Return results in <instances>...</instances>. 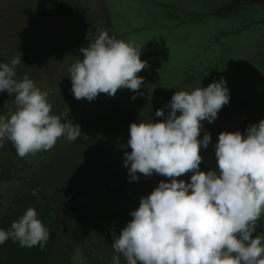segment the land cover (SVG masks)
I'll return each mask as SVG.
<instances>
[{
  "label": "rangeland",
  "instance_id": "obj_1",
  "mask_svg": "<svg viewBox=\"0 0 264 264\" xmlns=\"http://www.w3.org/2000/svg\"><path fill=\"white\" fill-rule=\"evenodd\" d=\"M106 5L105 9L103 0H0V62L21 54L16 78L27 75L49 92L52 105L74 96L69 69L82 60L81 48L94 42L102 30L116 39L124 35V41L142 48L141 60L148 62L137 74L144 83L136 92L118 89L115 96L101 93L91 102L84 98L76 105L90 111L98 105L102 112L110 110L111 104L134 110L145 99L156 111L170 103L176 92L173 85L188 78V70L197 72L193 77L206 78L202 87L223 78L230 101L214 122H203L199 137L210 133L211 142L200 154L202 164L216 167L219 134L244 133L264 119V23L252 29L246 26L264 18V0H106ZM106 10L111 15L108 21ZM204 67L203 76L199 70ZM212 70L216 73L210 74ZM15 111L14 96L0 93V114ZM101 128L106 136H115L107 126ZM65 140L62 136L54 147ZM128 140L93 141L53 151L33 169L15 199L12 193L20 183L7 177L24 171L25 166L4 162L0 222L3 213L7 216L1 228L10 230L13 221L33 208L49 229V239L43 248L20 247L7 240L0 245V264H113L112 257H120L112 247L113 233L121 230L118 215L130 216L142 197L161 180H170L159 174H138V181H130L124 166L125 153L131 151ZM45 152L30 157L26 164L43 158ZM190 176L177 179L189 181Z\"/></svg>",
  "mask_w": 264,
  "mask_h": 264
},
{
  "label": "clouds",
  "instance_id": "obj_2",
  "mask_svg": "<svg viewBox=\"0 0 264 264\" xmlns=\"http://www.w3.org/2000/svg\"><path fill=\"white\" fill-rule=\"evenodd\" d=\"M133 42L110 37L106 30L80 49L82 60L69 69L71 92L89 102L99 94L115 96L118 89L136 92L144 83L138 76L148 66ZM21 54L0 62V93L14 96L16 111L0 114V147L5 141L19 157L52 149L62 136L75 142L78 124L61 122L52 114L49 92L38 88L27 75L17 79ZM135 99V96L132 97ZM230 101L227 81L207 87L177 91L167 107L158 109L154 122H133L129 129L124 166L130 181L159 174L161 180L117 235L112 247L126 264H264V240L253 234L264 216V119L244 133L224 131L215 145L217 170L201 171L202 148L210 133L199 139L203 122H214ZM191 173L190 180L177 179ZM20 247L43 248L49 229L33 208L0 228V245L7 240ZM120 264L119 255L112 257Z\"/></svg>",
  "mask_w": 264,
  "mask_h": 264
},
{
  "label": "trees",
  "instance_id": "obj_3",
  "mask_svg": "<svg viewBox=\"0 0 264 264\" xmlns=\"http://www.w3.org/2000/svg\"><path fill=\"white\" fill-rule=\"evenodd\" d=\"M105 3V9H106V0H103ZM106 16L108 17L107 21L110 20L111 15L109 14V12L106 10ZM264 23V18L262 19H253L251 21H249L247 23V28L248 29H252L254 28L253 26H255L256 24H261ZM245 26V27H246ZM242 30V29H241ZM231 32H234V29L231 30ZM242 33V32H241ZM124 35L120 36L119 39L123 40ZM220 39V38H217ZM225 61V60H224ZM223 59L218 62L219 66H217V62L215 61V65L213 64L214 67H216L217 69H219V67L224 63ZM216 68H214L215 70H217ZM191 72V70H188ZM204 71H206L205 67L203 69L199 70V74L204 76ZM188 73V78H185L182 80V82L180 84L177 85H173L175 86L174 91H189L193 90L196 87H202V85L205 83V79L206 78H198V77H193L192 75L197 74V72L194 73ZM213 73V70L211 71L210 74ZM216 73V71H215ZM213 73V74H215ZM195 76V75H194ZM160 82V81H159ZM172 86V87H173ZM84 98H81L79 100H77L74 96L73 97H68L64 100H61L60 102L57 103H53L52 104V114L57 115L60 119L61 122H67V123H73V124H78L80 126V130H81V138H78L75 142L73 141H69L68 139H66L63 143L59 144L58 146L54 147L53 150H48L44 153V157L41 159H35V160H31V162H33L32 164L27 165L26 163H28V159L30 157H33L34 155H28L26 157H19L16 153V150L14 148V146L12 145L11 142L9 141H5L3 147H0V161L1 164L0 166H3V163L5 162V164H9V165H13L15 164H22L23 166H25V170L20 172V171H15V172H11L10 175H8V179H11L13 181H19L20 185L17 187V189L12 193L14 199L17 197V195L23 190V188L26 186V184H28V180H29V176L31 174V172L33 171V169L47 161V159L50 157V155L52 154L53 151L63 148V147H69V146H73V145H77V144H83V143H87V142H102V141H109V140H116V139H126L127 137L130 138L129 136V129H130V125L133 122L139 123V122H152V120L154 122H158L163 120L165 117H157L155 115L156 111L158 109H164L165 114L167 115V113L170 111V109L167 107V105L169 104V102L160 108H157L156 111L153 110V105L152 104H148L149 101H147V99L143 100L141 103V107L137 106L134 110L137 109H141V112L138 115H132L130 118H128L127 122H125L124 118H123V114H126L128 109H125L123 107H118L120 112H119V119L120 121L117 122V124H113V121H115L114 117H111L110 119L107 118V114L109 113V111L112 110V107H114L115 105L111 104L110 110H105V111H101V109H99L98 105L93 106L92 111L90 110H85L84 108H79L77 105V103L79 102H85L84 100H82ZM82 100V101H81ZM171 101V100H170ZM117 103V101L115 102ZM148 104V105H147ZM84 105V104H83ZM131 110V109H129ZM149 110H151L149 112ZM101 112V113H99ZM107 126L109 128V131L114 135L111 136H106L104 132H101V127ZM202 154V153H201ZM36 155V154H35ZM40 157V156H39ZM202 167L205 171L208 170H217L218 171V166L213 167V165H208V164H202ZM2 186H0V190L3 191ZM125 190V188H124ZM127 190H125L124 192H126ZM4 193V191H3ZM124 197H127V194H124ZM3 201L0 202V205H2ZM7 215L5 213L2 214V220L0 222V228L4 222V220L6 219ZM119 218V227L122 230L125 225L132 219L130 216H128V214L121 212L120 215H118ZM120 230V231H121ZM257 232L255 231V233L253 234L254 236H259L260 234L263 235L264 237V216L261 217V219L257 222V228H256ZM57 234L53 231L52 232V236H51V240L54 242L56 239ZM120 264H126V260L125 258L120 255Z\"/></svg>",
  "mask_w": 264,
  "mask_h": 264
},
{
  "label": "flooded vegetation",
  "instance_id": "obj_4",
  "mask_svg": "<svg viewBox=\"0 0 264 264\" xmlns=\"http://www.w3.org/2000/svg\"><path fill=\"white\" fill-rule=\"evenodd\" d=\"M148 105V104H147ZM118 105H115L114 107H112V110L109 111V113L107 114V118H111L114 117L115 121H113V124H117V122L120 121L118 115H119V108L117 107ZM151 110H149L150 112ZM141 112V109H137V110H128L126 114H123V118L125 119L124 121L127 122L128 118H130L132 115H138Z\"/></svg>",
  "mask_w": 264,
  "mask_h": 264
}]
</instances>
